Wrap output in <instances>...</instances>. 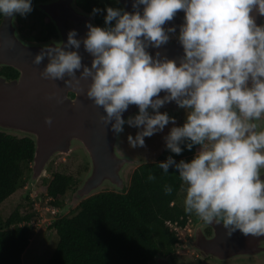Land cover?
Wrapping results in <instances>:
<instances>
[{
    "label": "clouds",
    "instance_id": "1",
    "mask_svg": "<svg viewBox=\"0 0 264 264\" xmlns=\"http://www.w3.org/2000/svg\"><path fill=\"white\" fill-rule=\"evenodd\" d=\"M131 3V11L107 6L104 25L86 22L82 38L73 29L66 42L44 45L33 59L35 65L48 60L40 78L86 91L105 113L100 122L117 136L126 124L137 128L127 137L133 149L146 147V137L171 124L163 137L167 150L180 155L199 146L190 161L169 155L158 163L165 174L170 167L178 170L185 213L222 224L229 236L236 231L264 236V130L257 124L264 116V23H257L264 17V0ZM32 11V0H0L5 18ZM104 11L94 7L91 15ZM181 11L177 31L173 21ZM172 39L183 49L178 59L150 51ZM82 45L92 57L90 66L83 63ZM82 81L88 82L86 89ZM44 99L64 103L57 91ZM173 102L185 112L182 125L161 111ZM130 106L138 112L125 119ZM44 123L52 127L53 117ZM147 180L156 176L149 173ZM164 192L171 195L172 186L164 185Z\"/></svg>",
    "mask_w": 264,
    "mask_h": 264
},
{
    "label": "trees",
    "instance_id": "2",
    "mask_svg": "<svg viewBox=\"0 0 264 264\" xmlns=\"http://www.w3.org/2000/svg\"><path fill=\"white\" fill-rule=\"evenodd\" d=\"M38 2L32 1L33 11L26 17L16 15L19 34L30 43L59 37L55 23ZM74 2L89 14L94 7L105 9L94 16L95 24L100 26L104 25L107 6L121 7L116 0ZM2 18L0 15V21ZM32 31L36 32L33 34ZM0 74L12 78L18 76L19 71L4 65ZM198 147L194 146L191 151L185 148L182 154L176 155L164 146L157 159L141 160L123 189L107 187L78 202L79 195L75 192L83 182L80 176L88 171L89 164L77 176L66 170L53 169L52 161L47 166L50 176H44L40 187L37 186L41 192L37 200L44 207L58 211L68 205L66 198L74 192L71 204H77L69 212L75 213L73 216L67 213L51 222L49 228L57 231L59 241L46 264H156V258L160 256H170L177 261V252L182 245L179 230L195 214L184 211L178 170L170 167L169 173L165 174L158 163L169 155L177 162L181 159L190 161ZM35 150L36 142L32 136L0 128V204L30 180ZM149 173L156 176L155 181L147 180ZM166 184L173 188L171 195L164 192ZM26 209L17 207L6 219L0 216V264H23L22 254L34 234L35 223L41 218L33 206Z\"/></svg>",
    "mask_w": 264,
    "mask_h": 264
},
{
    "label": "water",
    "instance_id": "3",
    "mask_svg": "<svg viewBox=\"0 0 264 264\" xmlns=\"http://www.w3.org/2000/svg\"><path fill=\"white\" fill-rule=\"evenodd\" d=\"M67 3V4H66ZM38 6L48 14L55 23L59 41L47 43L26 42L17 33L14 17L3 16L0 24V64L8 65L19 71V76L7 79L0 76V128L15 130L30 135L35 139L36 150L32 165L33 179L47 175V166L56 154H69L75 143H80L89 155L90 170L83 183L78 188L80 197H87L106 183L112 184L117 189L125 187L124 169L135 163L133 158L120 153V135L106 129L100 122L99 116L105 114L102 108L93 106L87 99L86 91L80 92L72 86H66L63 80L56 84L40 78V71L48 63L47 58L41 65H35L33 59L46 44L66 42L70 30L77 31V38L86 35V22L95 24L94 16L80 11L74 0H55L44 2ZM75 20H83L82 25H71L65 21L64 12ZM177 31H179V24ZM170 26V25H169ZM83 63L90 66L92 57L85 52L83 45L80 48ZM153 55L160 51L169 59H178L183 54L182 46L176 39H172L161 49H150ZM79 75V73H77ZM67 79V78H66ZM87 88V81L81 82ZM57 91L64 98L63 104L47 101L44 96L47 92ZM74 93V96L70 94ZM163 95V93L161 94ZM177 106L174 102L166 104L163 108ZM138 112V107L130 106L124 113V118ZM46 116L53 117L52 127L44 123ZM260 122V121H259ZM257 122L258 130H264V122ZM264 179V170L261 171ZM214 229L212 237L203 236L201 248L210 254L222 259L239 254H252L251 243L264 240L262 237L244 236L240 231L227 235L223 225L211 224ZM157 264H174L169 257L156 258Z\"/></svg>",
    "mask_w": 264,
    "mask_h": 264
},
{
    "label": "rangeland",
    "instance_id": "4",
    "mask_svg": "<svg viewBox=\"0 0 264 264\" xmlns=\"http://www.w3.org/2000/svg\"><path fill=\"white\" fill-rule=\"evenodd\" d=\"M53 1L55 0H39L38 4H41L44 2H53ZM1 22L2 20L0 21V24ZM28 29L29 27L27 26L26 30ZM161 111L168 112V110L164 108H162ZM171 116H174L176 118L177 125H182L184 123L185 113L178 114V115H171ZM171 126H172L171 124L166 126L163 132L156 133L150 138L146 137L145 138L146 147L144 148L138 147L136 149H133L129 146L127 137L129 134H132L133 136H135L138 129L130 127L127 124L125 125L124 132L121 133L120 135L119 150L122 155L133 158L135 160L134 164L128 165L123 171V176L125 178V185L129 183L132 170L137 165H139L140 162L155 160L161 154L163 147L165 146L163 137L170 130ZM10 131L18 132L15 130H10ZM19 133L24 134L22 132H19ZM52 161H54V164L52 163V165L54 166L53 169H56L58 171L66 170L77 176L80 173L79 171H82L84 166L86 164H89L88 171L82 173V175L80 176L83 181L88 175V172L91 166L89 155L87 151L85 150V148L80 143H75L73 145L72 151L69 154H56L50 160V162L48 163V166ZM50 174L51 173L48 172L47 175H44V176L47 177V176H50ZM44 176L38 178L37 180L33 179V177L31 176L30 180L25 184L23 188L18 189L14 194L9 196L6 200H4L0 204V216H2L3 219H6L8 216H10V214L17 207H20V208L22 207V209H24L25 207L26 209V207L31 208L33 206V208H35L40 213L41 218L35 223L34 234L31 237L29 245L27 246V248L22 254L23 264H46L49 261V259L53 256L54 251L59 241V236H58L57 231L50 229L49 226L55 218H58L60 215H65L69 213L77 204V203L71 204L72 199L74 197V194H73L74 192L73 193L71 192L68 194V197L66 198V202L68 203V205L65 206L63 209H60V210L58 209V211H56L57 210L56 209L54 210V213H53L50 207L48 206L44 207L42 202L37 200V197L39 196V194H41L38 187H40V183L43 182L42 178ZM107 187L108 188L112 187V188L117 189L112 184L106 183L100 188H98L97 190H95L93 194ZM75 194H78V189L76 190ZM80 199H83V197L79 196L77 199V202ZM69 204L71 206H69ZM69 214L73 216L75 213L71 212ZM197 218L198 217L195 215L194 217L191 218L190 222L186 224L184 228L179 230L180 239L182 240V245L178 249V253L181 254L180 259L185 260V261H191V263L193 264H220V262L216 259H211L209 261H203L201 263L196 262L195 260L197 259V257L195 254H198L199 251H194L193 248L187 246V243L189 240L188 234H191L194 231V226L192 224V221L197 220ZM193 252L195 253L194 255H193ZM188 254H192V255L190 256ZM181 264H186V263H181Z\"/></svg>",
    "mask_w": 264,
    "mask_h": 264
},
{
    "label": "flooded vegetation",
    "instance_id": "5",
    "mask_svg": "<svg viewBox=\"0 0 264 264\" xmlns=\"http://www.w3.org/2000/svg\"><path fill=\"white\" fill-rule=\"evenodd\" d=\"M116 1L120 4L121 7H126V9L129 11L132 10L131 0H116ZM80 11H82V10H80ZM66 12L67 11L64 12V15H65L64 18H65V21L67 23H69L71 25H82L85 23L83 20H75V18H73V17L70 18L69 17L70 14L66 13ZM82 12H84V11H82ZM86 14L90 15L89 13H86ZM183 16H184V13L181 11L180 13L177 14L173 23H182ZM257 23H264V17H257ZM14 24L17 28L18 35L21 37V35L19 34V30H18V23L16 20V16L14 17ZM35 32L36 31H32L33 34ZM59 38L60 37L52 38L47 42L59 41ZM21 39H23V38L21 37ZM47 42H33V43H47ZM1 66H4V65L0 64V70H1ZM0 76L6 77L7 79H14V78L18 77L19 75L13 76L12 78H9L6 75H2V74H0ZM164 109L168 110L170 115H178V114H182V113L184 114L185 113L184 110L178 108V106H173V107L164 108ZM257 122H259V121H257ZM260 122H264V116H262ZM192 224L194 226V231H193V233L188 234L189 240H188L187 246L193 248L194 251H199L198 254H195L193 252V255L195 254L197 257V259L195 260L196 262L201 263L203 261H209L211 259H216L220 262V264H227V263H229V264H264V240L261 239L256 243L250 244V246H251L250 249L253 251L252 254H239V255L231 256L229 258L222 259V258H220L214 254H210L207 251L203 250L201 248V245H200V243H201L200 241H201L203 236H206L208 238V237H212L214 235V229L211 226V224H207V223L203 222L202 220H200L199 218H197V220L192 221ZM188 255L191 256L192 254H188ZM167 257H169L174 264H181V263L193 264V263H191V261H185V260L180 259L181 254H179L178 252H177V261H174L170 256H167ZM196 257H194V258H196Z\"/></svg>",
    "mask_w": 264,
    "mask_h": 264
},
{
    "label": "built area",
    "instance_id": "6",
    "mask_svg": "<svg viewBox=\"0 0 264 264\" xmlns=\"http://www.w3.org/2000/svg\"><path fill=\"white\" fill-rule=\"evenodd\" d=\"M53 212H54V210H53Z\"/></svg>",
    "mask_w": 264,
    "mask_h": 264
}]
</instances>
